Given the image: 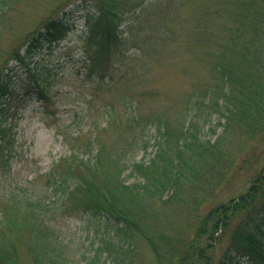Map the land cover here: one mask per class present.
<instances>
[{"label": "trees", "instance_id": "obj_1", "mask_svg": "<svg viewBox=\"0 0 264 264\" xmlns=\"http://www.w3.org/2000/svg\"><path fill=\"white\" fill-rule=\"evenodd\" d=\"M11 1L1 0V15L3 5ZM97 1V13L88 23L84 64L88 76L105 81L122 49L120 26L127 11L119 0ZM223 12L231 25L214 42L208 79L180 102L175 115L165 110L147 120L156 131L154 156L148 162L135 161V151L146 152L149 140L133 134L126 142L130 132L124 127V138L120 134L106 143L96 124L85 145L73 147L52 165L43 189L13 190L0 200V264H22L20 247L29 251L30 264H75L50 223L58 213L101 217L107 228L113 223L112 238L103 240L90 264H98V256L105 252L112 258L110 264L130 263L139 239L159 264H264V169L247 191L208 209L194 192L217 193L226 175L223 167L229 163L227 170L241 168L230 157V146L235 140L264 135V0H232V7ZM43 28L48 39L64 30L59 20L47 21ZM197 28L199 44L204 39L212 44L213 30L206 31L205 23ZM19 53H13L15 60L24 62ZM7 85L0 74V97L8 95ZM128 104L132 106L131 101ZM115 112V107L108 111L105 127L124 123ZM127 117L126 128L140 123L135 111ZM215 118L224 120L223 130L215 139L207 138L204 129ZM9 139L6 129L0 128L1 162L8 160ZM127 170L135 176L133 182L124 175ZM171 203L188 209L192 232L175 234L171 229L165 210ZM227 232L229 245L215 263L213 249ZM27 236H32L31 242Z\"/></svg>", "mask_w": 264, "mask_h": 264}, {"label": "rangeland", "instance_id": "obj_2", "mask_svg": "<svg viewBox=\"0 0 264 264\" xmlns=\"http://www.w3.org/2000/svg\"><path fill=\"white\" fill-rule=\"evenodd\" d=\"M119 1L126 4L123 6L127 11L120 26L123 45L114 58L115 65L108 71L111 79L105 81L88 76L84 64L88 23L97 13V0H12L3 5L0 74L6 76L8 95L0 97V128L6 129L10 139L5 144L8 160L0 161L1 201L13 190L43 189L52 165L68 156L73 147L85 145L96 124L106 143L117 140L120 134L124 138V127L130 132L126 142H131L133 134L149 140L146 152L135 151V161L148 162L156 152V131L147 120L165 110L175 115L180 102L208 79L214 42L231 25L223 11L232 7V0ZM216 8L220 11L216 12ZM50 20H59L64 26L53 39H48L43 28ZM201 23H205L206 31L213 30L212 44H205V39L200 44L197 41V27ZM16 50L24 62L15 60ZM113 107L116 117L124 123L114 122L105 127L106 114ZM134 111L140 116V123L133 129L126 128L128 112ZM220 122L223 124L224 120L215 118L211 127L204 129V135L215 139L223 130ZM81 131L82 135H78ZM230 147V157L241 168L227 170L229 163L223 167L226 175L219 182L217 193L194 190L206 209L247 191L252 179L264 169V135L235 140ZM124 175L128 182L135 180L130 170ZM186 202L191 204L190 199ZM184 207L171 203L165 208L175 234L193 231L188 226V209ZM50 223L68 246L75 264H90L103 240L112 238L114 227L109 222L107 228L105 219L87 213H58ZM26 238L27 242L32 241V236ZM229 242L227 232L213 249L215 263ZM19 253L22 264H30L29 251L20 247ZM131 255L128 264H159L140 239ZM98 257V264L112 261L106 252ZM119 261L117 264H125Z\"/></svg>", "mask_w": 264, "mask_h": 264}]
</instances>
